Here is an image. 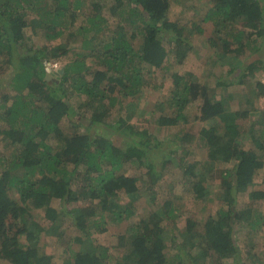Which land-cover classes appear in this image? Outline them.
<instances>
[{"label": "trees", "instance_id": "trees-1", "mask_svg": "<svg viewBox=\"0 0 264 264\" xmlns=\"http://www.w3.org/2000/svg\"><path fill=\"white\" fill-rule=\"evenodd\" d=\"M170 1L129 0L124 4L123 0H114L107 8L110 17L118 16L120 20L116 30L107 35L102 33L103 20L98 15L105 8V0H89L93 15L80 29L85 35L93 33V37L84 35L81 47L88 46L91 38L96 41L88 54L99 66L91 73L83 61L86 57L69 54L67 47L80 33L69 32L74 26V19L69 17L84 8L87 0H52L48 8L51 16L44 21L33 17L30 25L27 17L35 16L33 1L0 0V65L3 58L13 62L7 73L6 93L0 97V264H51L52 256L43 251L40 243L41 234L62 221H68L76 231L70 236L68 264H188L186 256L197 258L194 261L199 264H228L229 260L239 264L238 247L232 237L234 194L246 192L264 165V151L244 149L240 139L241 127L236 119H243L249 107L241 113L233 112L218 98L215 87L188 83L183 76H175L168 101L164 102L170 113H166L161 101H155L152 120L148 124L145 121L146 125L139 120L143 103L137 101L144 85L158 82L181 64L191 49L192 33H184L183 27L167 18ZM261 1L264 0H211L212 8L203 20L211 22L214 34L219 36L221 51L215 50V55L237 59L250 46L253 36L264 39ZM45 9L39 7L38 11ZM241 17L244 22L237 27L235 20ZM28 26H36L43 33L47 26L54 27L49 29L54 32L44 33L43 38L48 41H56L68 31L67 43L29 46L31 38L24 36ZM127 28L133 32L129 36ZM247 30H251L248 35ZM197 32H201L199 27ZM138 39L135 46L133 41ZM70 55L73 58L63 64L61 75L52 76H59L58 81L45 78L50 75L46 69L51 61ZM173 59L175 64L170 63ZM251 65L243 68L240 77L253 76L257 82L253 75L256 68ZM232 83L225 80L218 84ZM258 84L263 94L264 89ZM74 97L84 99L82 104L88 109L93 106L95 113L86 124L73 122L82 132L68 135L58 122L66 116L77 118L70 101ZM126 99L133 100L126 103ZM196 101L200 103L198 121L217 119L223 123L222 134H217L212 126L199 132V140L210 162L221 158L234 162L231 170L220 175V197L229 204L218 223L208 218L200 229H195L194 223L187 220L190 249L168 257L164 252L166 237L172 244L176 239L172 232L167 236L161 213L174 220L176 209L170 208L173 191L165 194L160 209L147 211L145 216L138 218L135 207L141 192L152 190L161 180L168 156L179 153L170 148V142L176 138V147L181 150L194 137H174L168 142L156 132L177 126L185 110ZM117 104L120 115L113 125L107 118ZM113 136H119L120 141ZM263 137L261 133L260 138ZM260 138L251 137L257 145ZM132 164L145 170L144 179L123 172L126 165ZM188 183L196 199L207 196V187L200 181L188 179ZM249 196L256 201L254 210L259 211L264 192L252 191ZM53 201H59L62 209L54 208ZM250 216V226L256 228L259 216L252 211ZM123 223L125 229L107 248L92 238L93 233H105L108 224ZM62 236L58 233L57 237ZM20 238L27 243L22 244Z\"/></svg>", "mask_w": 264, "mask_h": 264}, {"label": "rangeland", "instance_id": "rangeland-1", "mask_svg": "<svg viewBox=\"0 0 264 264\" xmlns=\"http://www.w3.org/2000/svg\"><path fill=\"white\" fill-rule=\"evenodd\" d=\"M31 1H33L32 7L35 16L31 15L27 17L28 25H30V21L33 17H35V19L38 17L44 21L51 16L48 12V8L52 6V0ZM127 1L129 0H123V3L127 4ZM173 1L177 2L173 3ZM88 2L89 0H87L84 8L82 7L76 10L74 15L70 17L69 15L67 16L74 19V26L71 27V31L69 32H80L79 37L71 39L72 41L67 47L70 52L69 54H83L86 57L83 61H85L87 71L93 73L98 69L99 62L95 58L89 56L88 53L91 49L95 48V46L92 47V44H95L96 41L91 38V41L88 42L91 43L88 44V46L85 45V47H81L85 31H81L80 28L88 24V19L93 15V10H91V6L88 5ZM112 3H114V0H105V8H102L101 12L98 13L101 22L103 20L100 25L102 33H106L107 35L113 30H116L117 22L120 20L118 16L110 17V10L107 7L108 5H112ZM261 3L264 4V1H261ZM39 7L46 9L39 12ZM211 8V0L170 1L167 18L170 22L183 27L184 33H192L191 49L186 58L182 60L181 64H176L163 78L157 79L158 82L149 81L144 85L141 91V93H143L141 99L137 101V103H143V113L139 120L144 125H146L145 121H147L148 124V122L152 120L154 102L161 101L164 105V102L168 101L170 91L174 86V77L183 76L184 80L188 83H199L208 88L215 87L219 95L218 98H222L226 102L225 107L233 112L239 111L241 113L243 108L248 106V112L245 113L244 118L239 119L237 117L236 119V123L241 127L240 139L243 143V148L254 151L255 153L264 151V137L263 139L260 138L261 133L264 134V93H260L256 85L257 82L254 80L253 76L240 77L243 73V68L251 64L252 68H256L253 73L255 76L262 70L264 61V39L261 40L259 37L253 36L250 40V46L245 49L244 53L237 59H231L225 55H215V50L218 52L221 51V42L218 40L219 36L214 34L212 23L203 20ZM243 22V18L241 17L235 20L234 25L240 27ZM197 27L201 29V32H197ZM51 28L54 27L47 26L44 33L54 32L53 30H49ZM44 33L36 26L35 28H30L28 26L27 29L24 30V36L25 38L30 37L31 42L27 44L29 46L34 45L35 47H40L41 45L58 46L60 43H67L68 31L63 33L56 41L46 40L43 38ZM126 33L127 36H129L133 32L131 29L127 28ZM249 33H251V30L246 31V35ZM92 35L93 33L90 32L85 36L93 37ZM98 38H101V36H98ZM137 41H139V39L133 41L135 46H137ZM164 45L167 46L168 43ZM67 56L68 54L66 57ZM66 57L61 58L63 59L62 61L61 59L51 61V63L57 64L55 67L51 68V73L61 75L59 72L62 71L63 64L68 63L69 59L72 60L73 58H70L71 55L69 58ZM170 61L171 64H175L176 62L174 59ZM10 68H13V62H5L3 58L2 64L0 65V97L6 93L5 88L8 87L7 73L11 71ZM149 71H152V69ZM58 77L59 76H54L52 79L58 81ZM225 80L234 81V83L229 86L218 84ZM154 84H156V86H154ZM114 88V93L117 94L118 87L115 86ZM124 100L125 98L122 101ZM132 100L133 99H126L125 102L127 103ZM70 101L73 111L78 114L77 118L66 116L58 122V126L62 132L68 135L82 132L80 126L74 125L73 122L77 120V122L86 124V121L91 118L92 113H95V108L93 106L88 109L82 104L84 102L82 98L74 97ZM103 103H106V99ZM118 105L119 104L110 111L107 118L113 125H116L115 121L120 115ZM199 105L200 103L198 101L191 103L185 110L184 117L174 128L170 127L156 132L158 137L163 139L166 137V141L168 142L174 137H186V135H194V137L181 150L179 149L180 146L176 147L179 144L176 138L170 142V148L174 150L178 149L179 153L177 155L168 156L167 168L164 170L161 180L155 184L152 190L141 192L139 201L137 204L135 203L136 214L138 213L139 218L145 216L144 213L147 211L153 212L160 209L165 196L169 193L168 191H173V204L170 208L176 209L174 210L176 214L174 220L170 221L168 215H165L164 212L161 213L162 226L167 229V236L172 232L176 239L175 243L172 244L173 242L169 240L170 238L166 237L164 252L168 257L182 253V249H190L188 244L191 239L188 238L189 235L186 233L187 220L194 223L195 229H200L208 218H212L218 223L222 220V210H224V208L226 209L229 204L228 201L224 202L222 197H220L222 193L220 189V175L222 171L228 172L231 170L234 162H225L222 158L216 163L210 162L207 157V151L199 140V132L203 129H210L212 126H214L217 134H222L223 123L221 120L217 119L207 122L198 121ZM40 106H42V104H40ZM163 108L166 113H170L165 105ZM130 122H132V119ZM252 136L260 138L257 140L258 145L252 141ZM118 137L113 136V139L120 141ZM161 161L162 160L158 161V163H161ZM144 171L145 170L138 167L136 164L126 165L123 169L124 173L133 174L141 177V179H144L146 176ZM255 178V183L249 186L246 192L234 194L235 201L232 206L234 211V214H232V219L234 218V235H232V237L238 247L239 264H251V261L255 264L264 263V199L259 201V203H261V209L255 211L256 201L249 196V193H252V191L264 192V165L257 171ZM188 179H197L203 187H207V196L202 199H196L194 193L191 192L192 187L189 186ZM52 206L56 208L63 205L60 204L59 201H53ZM61 209L62 208H60V210ZM251 211L257 213V216H259L260 224L256 228L250 226L253 216H248ZM136 220L138 219L136 218ZM38 221L44 225L47 224L45 220L40 218H38ZM226 221H228V219ZM57 224L55 226L53 225V228H48L47 232L41 234L42 238L40 239V243L43 245V251L47 255L52 256L51 264H68L67 259L71 253L68 246L70 245L71 237L76 234V231L74 227H70L68 221H62L58 225ZM125 226L126 224L124 223L116 226L108 224L105 233H93L92 238H94L97 244L107 248L108 245L116 242V235L120 234L125 229ZM66 231L68 233H66ZM58 233L63 235L60 239L57 237ZM20 241L22 244L27 243L24 238H20ZM185 258L188 264H199L198 261H194L197 258H187V256ZM254 258L256 259L254 260ZM229 261L228 264H234L232 260Z\"/></svg>", "mask_w": 264, "mask_h": 264}, {"label": "clouds", "instance_id": "clouds-1", "mask_svg": "<svg viewBox=\"0 0 264 264\" xmlns=\"http://www.w3.org/2000/svg\"><path fill=\"white\" fill-rule=\"evenodd\" d=\"M88 5H89V2H88ZM56 65H57L56 63H50L49 68L47 66V69L49 70L48 73L50 74L49 78H52V76H53V73H51V70H52L51 68L55 67ZM262 66H263L262 70L256 76L254 74L253 75L256 77L257 83H259L258 85L262 86L263 89H264V85L260 82L261 76L264 74V61H263V65Z\"/></svg>", "mask_w": 264, "mask_h": 264}, {"label": "built area", "instance_id": "built-area-1", "mask_svg": "<svg viewBox=\"0 0 264 264\" xmlns=\"http://www.w3.org/2000/svg\"><path fill=\"white\" fill-rule=\"evenodd\" d=\"M260 82L264 85V74L261 76Z\"/></svg>", "mask_w": 264, "mask_h": 264}, {"label": "water", "instance_id": "water-1", "mask_svg": "<svg viewBox=\"0 0 264 264\" xmlns=\"http://www.w3.org/2000/svg\"><path fill=\"white\" fill-rule=\"evenodd\" d=\"M47 72H49V70H48V69H47ZM61 72H62V71H61ZM61 72H59V73H61ZM49 77H50V75H47V77H46V78L48 79Z\"/></svg>", "mask_w": 264, "mask_h": 264}]
</instances>
